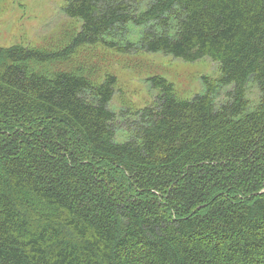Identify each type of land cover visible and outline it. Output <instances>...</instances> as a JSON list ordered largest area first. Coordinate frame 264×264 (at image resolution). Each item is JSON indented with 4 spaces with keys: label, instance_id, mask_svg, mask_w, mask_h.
I'll use <instances>...</instances> for the list:
<instances>
[{
    "label": "trees",
    "instance_id": "1",
    "mask_svg": "<svg viewBox=\"0 0 264 264\" xmlns=\"http://www.w3.org/2000/svg\"><path fill=\"white\" fill-rule=\"evenodd\" d=\"M63 13L80 26L60 51L0 47V264H264V0H67ZM128 26L138 50L208 57L220 75L191 100L150 78L158 97L117 142L114 76L43 69L84 46L133 49Z\"/></svg>",
    "mask_w": 264,
    "mask_h": 264
},
{
    "label": "rangeland",
    "instance_id": "2",
    "mask_svg": "<svg viewBox=\"0 0 264 264\" xmlns=\"http://www.w3.org/2000/svg\"><path fill=\"white\" fill-rule=\"evenodd\" d=\"M66 3L67 0H0V47L22 46L46 51L67 47L69 35L77 32L80 24L63 13ZM127 31L133 45L131 50L112 49L102 44L84 46L67 60L54 61L43 69L48 73L60 69L79 71L93 85L103 82L107 75L114 76L116 83L109 109L115 114L117 142L127 138V123L135 118L136 111L152 105L158 97L160 91L152 87L150 78H164L172 84L178 99L191 100L204 94L206 84L214 87L220 75L218 64L208 57L185 62L171 55L138 50L141 29L128 26ZM229 90H216L217 105L225 101ZM246 96L252 104L259 97L258 90L250 82Z\"/></svg>",
    "mask_w": 264,
    "mask_h": 264
}]
</instances>
